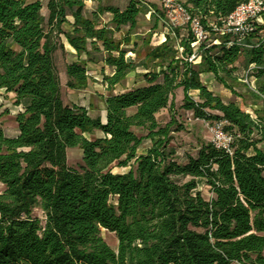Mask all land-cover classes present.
<instances>
[{
	"label": "trees",
	"instance_id": "1",
	"mask_svg": "<svg viewBox=\"0 0 264 264\" xmlns=\"http://www.w3.org/2000/svg\"><path fill=\"white\" fill-rule=\"evenodd\" d=\"M180 1L209 29L248 0ZM91 2L93 9L85 0H0V92L21 107L17 134L0 128V264H264V70L251 75L260 102L253 115L224 102L200 78L211 74L231 89L250 65L264 68L263 25L247 38L250 48L212 46L195 68L185 60L192 53L189 32L182 37L175 29L154 45L164 27L158 7ZM150 9L145 58L126 59L136 53L127 47L140 44L132 39L138 17ZM61 38L77 57L65 68L69 90L87 87V64L109 70L101 81L104 122L89 108L64 103L54 64ZM138 69L142 84L114 94ZM180 88L182 109L194 119L224 122L233 136L230 152L208 143L196 157L176 161L171 133L182 128L173 130L174 120L162 126L156 115L172 109ZM96 132L101 136L91 139ZM144 140L150 145L138 153ZM72 149L82 153L78 170L67 164ZM114 168L128 170L114 174ZM102 231L115 235L116 249Z\"/></svg>",
	"mask_w": 264,
	"mask_h": 264
},
{
	"label": "rangeland",
	"instance_id": "2",
	"mask_svg": "<svg viewBox=\"0 0 264 264\" xmlns=\"http://www.w3.org/2000/svg\"><path fill=\"white\" fill-rule=\"evenodd\" d=\"M128 1L129 0H110L108 4L122 9L126 6ZM140 1L144 6L149 7L154 5L159 8L155 0ZM41 2L44 5V0H41ZM86 6L88 7V9H93L95 4L93 3ZM42 14H46L44 9L42 10ZM105 18H107V16H105ZM151 26L152 23L148 14L140 15L138 17V27L136 29V34L133 35L132 39L138 40L140 44H138L137 46L130 45V47H127L128 50H131V48H135L136 53L128 52L126 55V59L141 62L145 58L148 46L147 44L145 45L141 43V39L147 40V38H149L147 34ZM262 28L263 30L259 33V39L264 40V24ZM159 31L161 33L159 37L153 42L154 45L159 44L161 34L167 32V29H165V26L163 27L160 23ZM179 31L182 37H187V30ZM61 42L63 44V49H58L55 52L54 64L59 76L61 95L64 103L68 105H79L89 108L90 116L101 117V119L103 120L104 106L100 96H106L107 92L105 90V87L101 83L102 72H104V74H109V70L106 68L103 69L101 64H87V74L90 78L87 87L84 90L79 91L69 90L65 86V68L68 64L75 62L77 60V57L75 55V51L71 50V48L68 47L63 38H61ZM179 42L180 40L177 39L175 46H179ZM178 53L181 54L182 52L178 51ZM82 59H84V57H82ZM199 62L200 60H198L197 63L193 65V67L196 68ZM241 63L242 61L240 60L237 65L240 67L239 71L236 73L238 77L244 70V67ZM143 72L144 71L142 69H138L136 73H131L121 86H117L115 88L113 93H121L130 90L134 86H140L142 82L136 74H141ZM200 78L201 81L206 85L208 90H210L213 94L221 97L224 102L233 101L251 115H253L254 110H256L260 106V102L253 97V93L240 81H237L235 84H230L231 89H225L215 81L211 74H202ZM255 87L257 88L256 83ZM182 96L183 94L180 90L175 91L172 109H164L156 115V120L160 125L165 126L171 120H174L175 125L172 127L173 130L176 129V125L181 126L182 128L179 131H174L171 133L173 139L170 143V147L173 148L176 152V161H178L179 163H184L187 156L196 157L201 145L208 144L210 140V135L207 128L208 123L202 120L194 119L191 112L182 109ZM191 96L195 100H197L196 93L191 94ZM16 112L17 107L14 105V95L6 94L4 92L0 93V128L8 137L15 136L16 133L17 127L14 122V116ZM136 134L140 137L145 136V132L143 131H136ZM100 136L101 134L96 132L94 135L90 136V138L93 139ZM149 145V141L144 140L142 146L138 150V153L144 152ZM81 159L82 153L80 150L72 149L67 152V164L69 167L78 170L79 166L81 165ZM127 170L128 168H114L112 172L114 174H122ZM199 191L202 193L204 198L209 199L211 197L209 188L204 184L200 183ZM32 216L34 218H38L42 223L44 222V216L39 210H34ZM101 236L112 249H116L117 239L113 233L102 231Z\"/></svg>",
	"mask_w": 264,
	"mask_h": 264
},
{
	"label": "built area",
	"instance_id": "3",
	"mask_svg": "<svg viewBox=\"0 0 264 264\" xmlns=\"http://www.w3.org/2000/svg\"><path fill=\"white\" fill-rule=\"evenodd\" d=\"M155 1L163 14L164 26L167 29V32L161 34L159 43L165 42L166 35L175 29L187 30L192 36L190 43L192 53L185 60L190 64H196L202 51L212 46L250 48L246 44L247 38L264 24V0H248L241 3L227 17L220 19L218 24H210L209 29L202 25L198 16L190 14L180 0ZM91 3V0H85L86 5ZM152 12L150 9L147 13L148 16ZM176 49L183 52L179 46H176ZM258 69L264 70V68L250 65L243 71L240 80L251 92L256 94H258V90L251 75ZM19 111H21V107H17V112ZM224 125V122L207 124L210 135L209 143L217 150L230 152L233 136L224 130Z\"/></svg>",
	"mask_w": 264,
	"mask_h": 264
},
{
	"label": "crops",
	"instance_id": "4",
	"mask_svg": "<svg viewBox=\"0 0 264 264\" xmlns=\"http://www.w3.org/2000/svg\"><path fill=\"white\" fill-rule=\"evenodd\" d=\"M107 19H108V17H107ZM69 47V46H68ZM70 48V47H69ZM72 50V49H71ZM177 90H180L181 92H182V89L180 88V89H177ZM176 90V91H177ZM0 93H2V92H0ZM183 97V96H182ZM221 98V97H220ZM17 134V130H16V133H15V135ZM12 137H14V136H12Z\"/></svg>",
	"mask_w": 264,
	"mask_h": 264
},
{
	"label": "bare ground",
	"instance_id": "5",
	"mask_svg": "<svg viewBox=\"0 0 264 264\" xmlns=\"http://www.w3.org/2000/svg\"><path fill=\"white\" fill-rule=\"evenodd\" d=\"M105 121V112H104V114H103V122Z\"/></svg>",
	"mask_w": 264,
	"mask_h": 264
}]
</instances>
